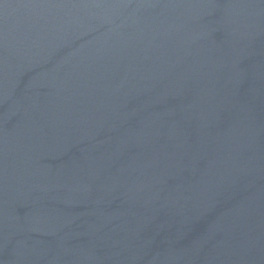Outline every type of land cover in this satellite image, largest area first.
Returning <instances> with one entry per match:
<instances>
[{
  "label": "water",
  "instance_id": "water-1",
  "mask_svg": "<svg viewBox=\"0 0 264 264\" xmlns=\"http://www.w3.org/2000/svg\"><path fill=\"white\" fill-rule=\"evenodd\" d=\"M0 264H264V0H0Z\"/></svg>",
  "mask_w": 264,
  "mask_h": 264
}]
</instances>
